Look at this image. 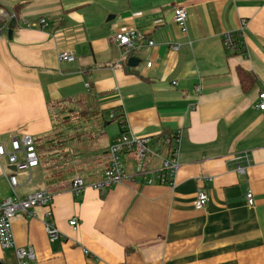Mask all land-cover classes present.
Instances as JSON below:
<instances>
[{
  "label": "crops",
  "instance_id": "1",
  "mask_svg": "<svg viewBox=\"0 0 264 264\" xmlns=\"http://www.w3.org/2000/svg\"><path fill=\"white\" fill-rule=\"evenodd\" d=\"M178 7L189 16L185 33ZM129 31L143 38L132 53L115 40ZM0 33V144L9 152L15 138L53 134L51 106L81 99L94 113L83 127L105 134L92 144L100 150L115 141L106 138L111 114L138 137L182 131L173 187L147 184L155 173L132 179L136 162L125 158L129 179L111 190L74 196L66 188L50 206L18 214L14 241L34 250L32 264H264V0H0ZM229 33L245 51L224 47ZM66 52L73 62L60 60ZM12 175L19 198L50 192L42 167L17 171L3 157L0 203L14 197ZM200 191L208 203L197 210ZM0 264H19L1 244Z\"/></svg>",
  "mask_w": 264,
  "mask_h": 264
},
{
  "label": "built area",
  "instance_id": "2",
  "mask_svg": "<svg viewBox=\"0 0 264 264\" xmlns=\"http://www.w3.org/2000/svg\"><path fill=\"white\" fill-rule=\"evenodd\" d=\"M188 13L186 9L178 7L174 12V21L180 27L182 32L188 30ZM1 39V33H0ZM137 34L129 32H120L115 36L118 44L126 50V53H132L139 48V43L142 40ZM149 46H154V42L149 41ZM224 47L231 53L245 51L242 45V40L235 33L226 34L223 37ZM178 49V47H174ZM62 62H73L75 56L72 53H62L60 56ZM151 63L148 67H151ZM257 108L264 111V93L260 95V101ZM115 118V114H111V119ZM121 134L117 138L114 145L109 148L111 157L110 166L103 174L95 180H88L81 175H75L72 180L70 191L74 196H80L88 189H93L99 192L111 190L116 185H119L129 179L125 171V158L136 162V170L133 176L145 177L155 173V177H151L147 184H162L173 187L180 168L179 155L182 142V131L177 130L169 135L159 139L148 137H138L128 131L125 120L120 122ZM12 151L9 152L6 145L0 144V158L6 157L9 163L16 168L17 171L31 173L34 169L40 167V157L36 150L35 140L31 137L23 139H13L11 142ZM23 153V160L20 161L18 154ZM152 160H158L161 163L160 168L156 171H151L147 165ZM239 171H242L239 169ZM9 184L14 194L10 198L0 203V244L4 250H14L18 258L19 264H32L36 261L34 250L32 248H18L13 237V220L20 213H30L36 207H48L52 204L54 194L43 190L29 195L26 198H19L16 194L18 187V179L16 175L9 177ZM246 201L250 207L254 206V198L252 193H248ZM208 203V196L204 191L197 194L195 208L202 210ZM52 214L49 212L45 220V230L50 241H55L61 237L56 226L52 222ZM70 225L75 229L78 228L79 221L73 219ZM89 255L88 252H85Z\"/></svg>",
  "mask_w": 264,
  "mask_h": 264
},
{
  "label": "trees",
  "instance_id": "3",
  "mask_svg": "<svg viewBox=\"0 0 264 264\" xmlns=\"http://www.w3.org/2000/svg\"><path fill=\"white\" fill-rule=\"evenodd\" d=\"M8 14L10 17H13L12 12H8ZM240 77L242 80H246L245 78L250 76L240 71ZM73 105L80 107V110H70L69 108ZM67 110L70 112L68 113ZM50 111L52 112L54 123L53 134L49 137L35 140L36 150L40 157V167L48 172L46 179L48 181L50 193L53 194L54 192L71 188L73 177L76 174V168L74 166L68 167L67 164L72 162L70 160L71 157L73 160L76 159L87 163L88 158L85 156H91L90 151L93 152V156L89 159L90 163L84 165L85 171L82 172L83 175H80L88 179H98L101 175L95 176V174L92 173H94L95 168L98 167L103 166V172L109 168L111 161L109 149L100 150L93 145L92 148H90L89 144H93L94 141H97L101 136H105V134L95 130L89 131L88 143H85V141H83L86 137L84 129L75 130L72 125L73 122L79 121V127L81 128L82 125L88 122V119H90L94 113L84 104L83 99L78 102L66 103V105L51 106ZM120 118V115H115V118L111 120L112 122L118 121L119 124H121ZM79 149L83 152H78ZM72 150H76L77 153L71 156ZM97 159H100L101 165L94 166L95 168H93L92 160L97 162ZM70 177L71 180H68Z\"/></svg>",
  "mask_w": 264,
  "mask_h": 264
},
{
  "label": "rangeland",
  "instance_id": "4",
  "mask_svg": "<svg viewBox=\"0 0 264 264\" xmlns=\"http://www.w3.org/2000/svg\"><path fill=\"white\" fill-rule=\"evenodd\" d=\"M70 110L71 109H74L75 111H79L80 110V107H77V106H71L70 108H69ZM60 111V110H59ZM66 111V110H65ZM65 111H63V112H65ZM67 112L69 113L70 111L69 110H67ZM73 126H74V128H75V130H78V129H86V130H84V133H85V135H86V137H85V139L83 140V141H85V143H88V132L91 130H93L94 128L92 127V125H88V124H86V127H83V125H82V127L80 128L79 127V121H75V122H73V124H72ZM106 127V126H105ZM104 127V128H105ZM105 130H106V138L107 139H110V140H112V139H114L115 141H114V144H115V142H116V138H118L119 136H120V134H121V132H120V128H119V124H118V121H113V123H111L110 121H108V125H107V127L105 128ZM94 131V130H93ZM72 132V131H71ZM113 144V145H114ZM90 146L92 145L91 143L89 144ZM88 146V145H87ZM94 149V148H93ZM81 151V149H79L78 150V152H80ZM81 152H83V151H81ZM91 152V156L90 155H86L85 157H87L88 159H87V163H85L84 161H78V160H76V159H72V157H71V161L72 162H69L68 164H67V166L68 167H70V166H74L75 168H76V174L75 175H83L82 174V172H84L85 171V166L84 165H87V164H89L90 163V158L93 156V152L92 151H90ZM77 153V151L76 150H72L71 151V156L72 155H75ZM100 159H97V162H94V160H92V163H93V168H95L94 166H99V165H101V162L99 161Z\"/></svg>",
  "mask_w": 264,
  "mask_h": 264
},
{
  "label": "water",
  "instance_id": "5",
  "mask_svg": "<svg viewBox=\"0 0 264 264\" xmlns=\"http://www.w3.org/2000/svg\"><path fill=\"white\" fill-rule=\"evenodd\" d=\"M15 26H16V20H12L11 23H10V25H9V28H10V31H9V39H12V34H13V30H14ZM129 63L131 65H133V66L136 65V58H131L129 60Z\"/></svg>",
  "mask_w": 264,
  "mask_h": 264
}]
</instances>
